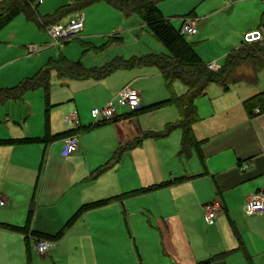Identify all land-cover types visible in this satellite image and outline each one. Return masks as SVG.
I'll list each match as a JSON object with an SVG mask.
<instances>
[{"label":"crops","instance_id":"0c3cea01","mask_svg":"<svg viewBox=\"0 0 264 264\" xmlns=\"http://www.w3.org/2000/svg\"><path fill=\"white\" fill-rule=\"evenodd\" d=\"M65 12L59 16L60 20L64 17L68 20L83 9ZM193 18L197 20L199 34V19ZM257 83L232 85L225 92L220 87L221 92L212 87L217 91L213 105L209 108L196 103L199 120L192 129L199 152L203 143L201 160H195L196 154L182 153L180 128L177 129L181 131V154H122L125 148L140 144L136 142L146 135L138 120L139 113L131 115L125 109L120 110L114 121L96 125L114 126L107 132L111 137L107 145L110 151L85 149L90 136L84 135L83 140L81 136L80 141L79 133L95 126L87 128L92 123L82 121L76 101L68 104L66 111L77 114L78 128L63 118L67 123L63 127L54 126L50 120L45 130L26 124L17 131L0 135L3 140L0 143V197L7 202L0 206V222L26 226L29 234L19 233L34 240L54 239L58 232L67 231L66 235L72 237L67 244L57 242L63 234L54 239V248L41 255L42 259L54 256L57 264H198L224 252H228L224 260L206 264H235L234 259L236 264H259L264 258V215H247L245 203L250 193L264 192V68L258 73ZM119 91L99 92L97 102L101 105L94 101L92 109L103 106ZM250 98L256 103L252 113L246 107V100ZM26 114L23 110L20 113V118L25 115V122L33 114L31 106ZM10 118H14L12 113ZM179 119L180 114L174 121H167L173 124ZM244 124L245 131H241ZM72 134L78 135L79 149L64 156L63 139ZM152 134L155 133H149ZM24 138L35 140L24 141ZM56 145L61 148L59 154L50 152V147ZM42 172V181L38 184ZM36 178L38 181L34 184ZM181 178L184 179L178 180ZM170 180V184L141 192L148 186ZM103 199L109 201L83 211L72 220L82 205ZM214 200L221 202L223 211L211 225L212 229L203 234L196 229V222L204 223V205ZM16 204L28 210L27 214L25 211V215L15 218L10 210L3 211ZM33 206L35 209L28 220ZM217 222L227 227L223 242L212 241ZM155 223L161 238L155 232ZM145 228L154 232L153 240L144 232ZM92 237L97 241H113L109 247L96 246L97 241ZM121 238L126 240L125 249ZM131 238L136 245L134 251L129 244Z\"/></svg>","mask_w":264,"mask_h":264},{"label":"rangeland","instance_id":"374dc122","mask_svg":"<svg viewBox=\"0 0 264 264\" xmlns=\"http://www.w3.org/2000/svg\"><path fill=\"white\" fill-rule=\"evenodd\" d=\"M77 1L79 0H39L38 17L51 19L47 21L48 23L54 22L57 18L52 16ZM159 7L163 16L169 19L178 30L183 17L193 16L199 19V34L184 36L195 46L206 64L217 63L216 65L219 66L224 65L226 56L232 49L240 46L242 41L244 42L245 33L260 28L264 17L262 0H162ZM83 13L86 17L85 29L68 43H64L61 39L56 42L47 33L46 27H39L23 12L1 27L0 88L18 85L51 63L81 60L86 68H93L106 66L118 58L127 60L146 54H169L168 48L158 41L137 13L127 17L105 2L88 5L83 8ZM66 20V17L62 18V21ZM239 71L246 74L253 73L250 65L241 66ZM129 82L132 88L142 93L141 105L146 107L169 98L172 93L182 95L186 90L179 80L174 81L170 88L167 87L158 67L154 65L121 67L102 79L92 77L60 79L54 71L49 87L40 86L30 89L20 99L0 101V135L17 131L22 126L26 127V124L45 130L50 120L54 126L63 127L67 125L63 121L64 115L69 114L66 111L67 105L75 101L82 121L86 124H95L96 120L92 118L91 109L99 98L97 94L107 90L112 92L121 90L126 85H130ZM212 87L221 92L219 86L211 85L208 95L197 100L196 103L199 106L204 104L209 105L210 108L213 105L215 100L212 99L217 96V91ZM73 97L75 100H70ZM29 106L32 107L33 114L25 122ZM22 110L25 115L20 118ZM150 110L138 114L139 123L144 129V134L146 133L141 143L134 148H125L122 154H181L180 129L164 133L170 125L167 120L174 121L179 116L177 107L168 105ZM125 111L128 112L127 109ZM11 113L14 118H10ZM245 127L244 124L240 130L245 131ZM111 128L114 126L109 124L95 126L90 131H80L79 139L81 141L82 136L83 140L84 135L87 134L86 136L90 138L88 142H85V149L89 147L91 150L99 148L110 151L107 145L111 137L109 138L110 135L107 132ZM150 132L164 134L149 135ZM202 144L200 152L196 147L190 151V154H196L195 160H199L200 153H203ZM60 150L59 145L50 147V152L53 151L54 154H59ZM42 176L43 172L41 179L38 181L36 178L34 184H37V181L40 184ZM7 209L3 211L10 210L15 218L22 217L25 211L26 214L28 211L20 204L9 205ZM32 209L34 210L35 207L33 206ZM160 219L162 223H165L162 218ZM196 223V229L203 234H207L208 230L212 229L205 220L204 223ZM154 225L157 236L161 238L158 225L156 223ZM216 226L212 231V241L223 242L226 240L224 237L227 227L224 223L218 222ZM144 232L151 240L154 239V232L150 228H145ZM63 233L65 235L57 241H60L62 245L67 244L70 238L72 239L71 236L66 235L67 231ZM91 239L97 241L93 237ZM51 241L55 245L56 242ZM112 241L101 239L96 242V246L109 247ZM121 241L124 242L122 246L125 249L127 245L125 238H121ZM120 243L116 242V244ZM129 244L134 251L136 245L133 238ZM35 245L33 237L28 238L25 234L0 228V264H57L54 256L42 259L43 256L34 249ZM234 260L236 264V259ZM258 262L264 264V258Z\"/></svg>","mask_w":264,"mask_h":264},{"label":"trees","instance_id":"16d2710c","mask_svg":"<svg viewBox=\"0 0 264 264\" xmlns=\"http://www.w3.org/2000/svg\"><path fill=\"white\" fill-rule=\"evenodd\" d=\"M160 1L162 0H79L73 5L69 4L65 8L59 10L55 16H52V18L56 17L57 19L50 23H48L45 18L38 17L37 10L39 0L0 1V28L21 12H23L29 20L34 21L42 28L51 23L60 21L59 16L61 15L60 17H62L65 15L67 9L78 10L97 2H105L127 17L137 13L158 41L169 50V54H146L127 60L118 58L113 62L108 63L106 66L93 68H86L81 60L51 63L49 66L39 70L34 76L26 79L18 85L8 88H0V101L20 99L24 93L30 89H35L40 86L49 87L52 71L57 72L58 77L60 78L87 79L92 77L94 79H102L121 67L127 68L133 66L154 65L157 66L161 72L167 87L170 88L174 81L179 80L182 82L186 90L182 95L172 93L169 98L154 103L148 107H141L136 111L130 112V114L135 115L149 109L152 111L168 105H175L179 110L180 119L176 123L170 124L164 133H170L171 131L180 128L183 131L182 153L189 154L193 147L199 146V143L194 139L192 129V126L199 120L196 100L206 95L208 89L213 84L218 85L223 92L229 90L232 85H255L258 80L259 71L264 68V40L252 44L242 42L240 46L232 49L227 54L224 65L217 70L209 69L207 64L198 55L195 46L187 40V38L181 33L180 29L178 30L169 19L163 16L159 8ZM118 39L120 38L118 37ZM70 41H64V43ZM243 65H250L253 73L246 74L243 71H239V68ZM255 106L256 103L254 102V98L246 100V107L249 113H252ZM106 122L91 124L87 128L90 129L92 126L101 125ZM164 133L155 135L158 136ZM23 140L30 141L35 139L24 138ZM2 141L3 140H0V143ZM141 141L142 140H138L136 143H141ZM183 179L184 178L178 180ZM171 182L172 181L170 180L158 185H151L142 189L141 192L153 191L158 187L170 184ZM107 201L109 200L103 199L82 205L72 217V220L83 211L85 212L87 210L95 209L106 204ZM32 213L33 209L30 208L28 220L31 218ZM72 222L73 221L70 223ZM0 227L13 232L29 234V231L26 230V226L23 227L0 222ZM63 234V231H60L57 233L56 237H61ZM57 238L54 239L57 240ZM227 255L228 252H224L208 260L199 262L198 264L224 260Z\"/></svg>","mask_w":264,"mask_h":264},{"label":"built area","instance_id":"2783aa9c","mask_svg":"<svg viewBox=\"0 0 264 264\" xmlns=\"http://www.w3.org/2000/svg\"><path fill=\"white\" fill-rule=\"evenodd\" d=\"M263 4H264V0ZM85 15L83 12H78L66 21H58L51 23L46 26V31L51 38L55 39L56 42L70 41L77 34L84 30ZM181 33L183 35H196L198 32L197 20L193 17H183L181 25ZM264 40V23L259 29L250 31L245 34L244 42L252 44ZM207 67L212 70H217L216 64H208ZM142 96L141 93L132 88L131 85L123 87L113 99L109 100L106 104L101 107L94 108L91 110L92 118L98 122H106L114 120L121 109H127L130 112L136 111L141 108ZM255 112H259L256 109ZM64 121L69 124H74L77 128L80 126L78 116L75 112L70 113L64 117ZM79 149L78 135L72 134L66 136L63 139V150L64 156L74 154ZM6 200L0 197V206L6 205ZM223 206L220 201L214 200L204 205L205 221L208 225H213L217 217L222 213ZM245 213L247 215H264V192L254 191L250 193L246 198ZM35 245L36 251L40 255H45L54 246V242L50 239H37Z\"/></svg>","mask_w":264,"mask_h":264}]
</instances>
